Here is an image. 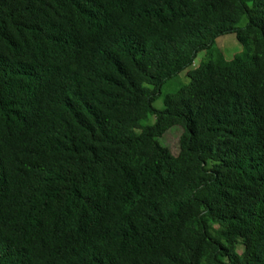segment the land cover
I'll return each mask as SVG.
<instances>
[{
  "label": "trees",
  "instance_id": "trees-1",
  "mask_svg": "<svg viewBox=\"0 0 264 264\" xmlns=\"http://www.w3.org/2000/svg\"><path fill=\"white\" fill-rule=\"evenodd\" d=\"M0 264H264V0H0Z\"/></svg>",
  "mask_w": 264,
  "mask_h": 264
},
{
  "label": "rangeland",
  "instance_id": "rangeland-1",
  "mask_svg": "<svg viewBox=\"0 0 264 264\" xmlns=\"http://www.w3.org/2000/svg\"><path fill=\"white\" fill-rule=\"evenodd\" d=\"M216 42H217L218 47L222 50V52L224 53L225 57L228 60L232 59L234 54L239 53L244 50L243 43L237 38L235 33L220 36ZM203 54H204L203 51L199 52L194 65L198 64L199 59ZM183 74L184 73H182L180 77H177L173 79L172 81H170V83L166 87H164L163 94L166 91H170V90L173 91L174 89L178 88L181 84H183L182 82H186V79H184ZM163 94L156 101L157 106H162V98L164 96Z\"/></svg>",
  "mask_w": 264,
  "mask_h": 264
}]
</instances>
